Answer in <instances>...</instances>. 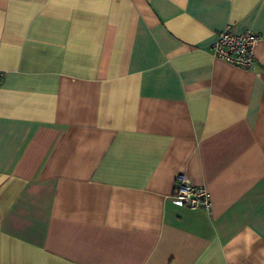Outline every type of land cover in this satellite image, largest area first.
I'll use <instances>...</instances> for the list:
<instances>
[{
  "label": "crops",
  "instance_id": "obj_1",
  "mask_svg": "<svg viewBox=\"0 0 264 264\" xmlns=\"http://www.w3.org/2000/svg\"><path fill=\"white\" fill-rule=\"evenodd\" d=\"M0 72V264H264V0H0Z\"/></svg>",
  "mask_w": 264,
  "mask_h": 264
},
{
  "label": "built area",
  "instance_id": "obj_2",
  "mask_svg": "<svg viewBox=\"0 0 264 264\" xmlns=\"http://www.w3.org/2000/svg\"><path fill=\"white\" fill-rule=\"evenodd\" d=\"M259 37L251 32L235 34L227 28L218 35L217 41L211 48L213 57L223 60L227 64L247 70H253L255 57L254 45ZM2 74L0 72V82ZM175 201L190 210H211V198L204 187L194 186L183 175L175 178L173 188Z\"/></svg>",
  "mask_w": 264,
  "mask_h": 264
}]
</instances>
